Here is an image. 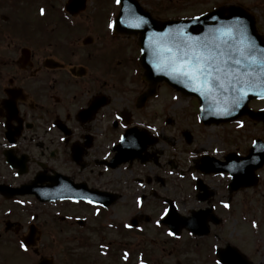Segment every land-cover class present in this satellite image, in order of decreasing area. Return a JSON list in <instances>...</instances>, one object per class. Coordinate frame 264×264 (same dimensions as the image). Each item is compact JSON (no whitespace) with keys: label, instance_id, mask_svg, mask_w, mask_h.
<instances>
[{"label":"flooded vegetation","instance_id":"obj_1","mask_svg":"<svg viewBox=\"0 0 264 264\" xmlns=\"http://www.w3.org/2000/svg\"><path fill=\"white\" fill-rule=\"evenodd\" d=\"M100 38L103 42L102 35ZM121 39L126 44L120 45L123 42L114 40L117 42L108 46L106 58V50L95 44L99 40L97 36V40L90 39L91 48L80 46L63 51L50 40L40 45L41 50L34 47L25 51L22 57L10 56L7 61L0 60V185L19 187L33 184L43 188L75 189L73 194L80 197L88 195V192L92 195L117 194V201L104 208L82 198L43 203L33 195L6 199L0 193V201L7 203V213L0 216V237L16 238L12 241L14 245L31 226L36 229L34 237L41 238L50 233L45 218L39 221L26 216V198L36 206L53 203L63 206L59 217H49L56 225L61 222L54 231L55 235L60 236V233L77 226L81 234L110 230L119 238H139L150 234L157 237L167 235V228L161 222L157 226L156 221L162 220L161 212L168 207L167 200L175 198V189L185 196L195 195L192 188L176 186L171 178L169 181L166 178L175 166L174 130L170 131L168 124L163 123L161 134L152 133L150 136L151 123L145 124L147 120L141 115H149L155 120L156 115L150 109L153 106L146 103L144 108L135 107V99L143 90L138 68L133 66L137 54L135 40ZM129 39L131 43H128ZM45 47L50 48L49 55L43 52ZM14 63L17 70H11ZM125 67L130 76L128 86L124 82ZM5 127L9 136L5 134ZM143 130H148L150 137L139 157L129 161L132 145ZM228 136L230 142L234 140L231 132ZM218 143L223 145L222 140ZM246 146L236 149L233 144L232 149L244 152ZM232 149L230 146L226 149L215 146L210 151H215L221 158ZM4 153H9L16 164L23 163V167H9ZM216 180L213 176L204 178L209 190L201 204L209 202L217 221L208 222L207 235L194 236L186 229L181 231L185 242L192 245L188 253H194L197 258L202 256L205 264H215L219 260L215 253L217 248L235 246L231 238L226 240L220 234L227 223L238 219L239 207L235 206L234 196L254 192L249 188L229 193L224 185L227 183H221L227 179L220 177ZM138 197L141 200L139 208L136 206ZM193 198L195 200L196 196ZM85 207L98 214L100 220L96 225L91 212L90 217L78 218V213H83ZM20 212L25 214L20 216ZM64 238H73V235L66 234ZM171 238L174 237L168 236V244L173 243ZM202 242L205 243V253L199 250ZM108 244L111 245L110 242ZM149 256L147 252V261ZM262 257L264 260V253ZM154 259L152 257V261L142 264H156ZM248 260L250 264L254 261L251 251ZM258 264H264V261H258Z\"/></svg>","mask_w":264,"mask_h":264},{"label":"rangeland","instance_id":"obj_2","mask_svg":"<svg viewBox=\"0 0 264 264\" xmlns=\"http://www.w3.org/2000/svg\"><path fill=\"white\" fill-rule=\"evenodd\" d=\"M16 2L18 5L15 7L13 2ZM37 1V2H36ZM66 0H0V59L5 58L7 56H16L23 53V48H26V36L22 33V30L18 31L14 29V26H10V23L14 20V22L17 23L19 26L24 20V11L20 10L19 7H27L25 8V20L27 22V26L29 29L34 28V24L37 20H35L34 15L35 10L38 8V6H44L47 8V5L49 8L52 7H59L63 6ZM97 0H86V6L89 8L94 7L96 5ZM223 0H202L201 5L204 7L194 6L192 0H142L143 3H145L147 8L149 10H154L157 15L160 17H165L171 15V17H177L181 16L182 14H187L188 12H198L200 10H203L206 7L211 6L212 4H216L218 2H221ZM231 1L233 3H239L242 4L245 7H250L254 9V11L257 13L259 20H257V23L261 29L262 32H264V0H226ZM33 2V4H32ZM111 0H109V3ZM111 5V3H110ZM89 8V9H90ZM82 11L78 14L77 19L80 21V23L76 22L79 26V30L76 34L71 35L72 39L73 37H83L84 35L89 33V29L86 27V24L88 23V20H85L88 18V14L90 10ZM53 10V9H52ZM50 13L46 14L45 19L48 20V16ZM100 15V13H98ZM75 18V17H74ZM100 18V16H99ZM20 27H24L23 24L20 25ZM66 27L61 26L60 27V33H65ZM68 30L74 31L71 28H68ZM34 32V31H33ZM55 33V29H54ZM68 37V36H64ZM31 38H35V33L31 35ZM52 38V37H51ZM60 39L62 41H58L57 39ZM63 37L59 35H55V38L53 40L56 43H66L67 39L64 40ZM118 38H123L121 36H118ZM37 40H40V43L43 42L44 33L42 30H37L36 38ZM70 39V38H68ZM131 39L128 40V43H131ZM69 41V40H68ZM41 50V48H40ZM43 52L46 53V49H43ZM25 53V52H24ZM40 53H42L40 51ZM129 75V72L125 73V76ZM129 82V81H128ZM175 97V99H174ZM180 102L182 103L180 107L173 108L170 113V117L172 119V125L168 128L175 127H183L184 130L188 129L193 134V137L195 138V142L197 145H201L199 149H210L212 147L218 146L219 148H222L223 145L219 144L218 141L215 139L216 136L214 135L215 130H222V127H216L213 130H208V136H205V130L203 127H200L199 124L195 122L194 114L195 110L193 109V112L191 110V102L193 100L189 98H181L180 96L177 97L175 93L169 92L165 90L164 88L159 90V97L155 101L157 103V111H161L163 109H170L173 107V102ZM194 104V101H193ZM251 105L253 107H262L264 106V102H257L253 101L251 102ZM189 106V110H188ZM181 109H187L184 111H181ZM155 113V111H153ZM188 112V113H187ZM141 118L147 120V121H154L149 115H141ZM160 121V119H159ZM157 121V123L159 122ZM180 129V128H179ZM227 129L231 134L234 136V140H232L228 145L232 149V145L234 144L236 146V149H243L248 143L247 140L251 135H255L258 132V128L254 127L253 129L250 128V131L248 129L244 130V133L241 129L234 130L232 126H228ZM226 131V130H225ZM248 131V132H247ZM175 133V132H174ZM225 139L229 140L228 134H224ZM180 143H184L183 140H181ZM184 148L183 144H176V146L173 148L174 152L179 153L183 157L186 156L185 152L182 151ZM233 150V149H232ZM1 160V158H0ZM263 174V181L259 185V188L257 191L250 193V192H242L234 196L235 206L239 209H241L242 205H247V210L249 211L250 215L252 216H264V172ZM176 193H180L176 190ZM246 202V203H243ZM184 203V204H183ZM181 202L180 210L181 212L185 213L188 212L191 208L197 207L196 202ZM6 208L4 205L0 208V216L6 214L5 211H2ZM51 209V208H50ZM57 208H52V211L56 210ZM36 211V210H35ZM127 211V210H125ZM41 212L43 215L38 217L37 220L44 221L42 219L45 218L46 223L48 226H50L48 229L50 230V233L47 235L42 236L38 239V247L39 251L38 254L41 256L42 254H45L48 257H52L54 259L53 262L55 264H73V262L76 260L79 264L87 263V264H134V257L135 254L132 257V260L129 262H123L120 257L117 259L119 252L118 248L116 247L117 244L119 246L124 245L125 242H129L130 244H133V247L131 249L136 252L138 249H141L142 247L146 246L147 249L151 250L150 252V258L152 260V257L155 258L158 262V264L164 263L166 261L168 262H177V264H205L202 261V256L196 257L194 253H188L184 252V250H181L177 252V245H175L176 242H173L172 244H168L164 237H157L153 234H150L148 236H143L136 238L133 237H125V238H119L113 231L110 230H104L101 233H88V234H81L77 231V226L75 228L67 231L66 233H60V236L58 234L55 235V229L59 227L56 224L52 223V221L49 219L51 216L48 215V211L44 208H41ZM80 214H84L85 217H90V211L85 208L84 212H79ZM21 214H25L24 212H20ZM5 216V215H4ZM23 217V216H22ZM95 225L97 224L98 219L97 217H94ZM61 223V222H60ZM59 224V222L57 223ZM229 224V223H228ZM227 227L222 231L223 233L220 234L224 239L234 240L239 245L244 246V248H247L246 246L250 247L252 245V238L253 236H250L246 234L244 231H242L240 228L238 230H235L231 236V228L236 225L237 223L233 222L232 225H228ZM66 234L73 235V238L65 239L64 236ZM242 234V235H241ZM97 235H103L100 236ZM81 237H83L85 240L88 241L89 244L81 245ZM155 238V239H153ZM139 239V240H138ZM152 239V240H151ZM13 240H16V238L13 237H0V251L4 253L3 261H7V264H22L23 261H21L22 256L16 255L17 260H15L11 256V253L13 249L16 253L18 251L16 250L17 247L12 243ZM254 240L255 243L253 246L261 247L260 249V257L262 256V252H264V225L259 230V235L257 233L254 234ZM183 241V240H182ZM177 242L181 246V242ZM259 241V242H258ZM105 242V243H104ZM110 242V250L116 252L114 256L110 254H105L104 250H100L98 245L100 244H107ZM150 242H153L150 244ZM52 244L53 249L52 252L47 251L48 244ZM179 246V245H178ZM10 248V249H9ZM45 248V249H43ZM65 248L73 255L75 258L68 263L67 261V252L65 251ZM55 249V252H53ZM191 248H188L189 251ZM199 250L201 253L206 252L205 243L202 242L199 244ZM10 255V256H9ZM1 256H0V262H1ZM37 259V256L33 255H26V262L30 263ZM154 259V260H155ZM155 260V263L157 264ZM262 262L264 261L261 257Z\"/></svg>","mask_w":264,"mask_h":264},{"label":"snow or ice","instance_id":"obj_3","mask_svg":"<svg viewBox=\"0 0 264 264\" xmlns=\"http://www.w3.org/2000/svg\"><path fill=\"white\" fill-rule=\"evenodd\" d=\"M115 3L120 4L121 0H115ZM43 14L44 10L41 9ZM192 19L198 21L199 17ZM212 19L216 20V17ZM108 28H113L111 22ZM162 35L167 38L166 46H161L159 36L146 45L153 49L154 69L157 72L166 71L173 79H182L188 85H193L192 91L204 97L214 93L232 94L233 106L239 107V101L247 94V89L253 86L264 87V49L258 51L246 39L245 29L238 20L209 28L204 38L187 34L183 26ZM238 126H241L240 122ZM136 206H141L139 197ZM224 206L228 207L227 204ZM168 214L169 209L164 208L161 219ZM160 222L156 221L157 226ZM253 227H256L255 223ZM167 235L175 237L176 233L169 230ZM20 247L27 251L24 244ZM215 264H221V261L216 260Z\"/></svg>","mask_w":264,"mask_h":264},{"label":"water","instance_id":"obj_4","mask_svg":"<svg viewBox=\"0 0 264 264\" xmlns=\"http://www.w3.org/2000/svg\"><path fill=\"white\" fill-rule=\"evenodd\" d=\"M78 7H81V4L77 5ZM68 9L71 12H75L78 7H76L73 2H70L67 4ZM230 10H227L226 13L224 12H215L214 15H216L217 18H219V21H227L231 16L239 15L241 17H244L246 14L239 10L236 9L235 7H230ZM145 13V12H144ZM213 15V14H211ZM225 15V16H223ZM123 15L120 13L118 16L119 19L116 21V26L118 30L122 32H128V33H133V34H138L139 36V45L141 47V57H140V62L142 63V66L145 70L144 72V78L147 79L148 81H166L167 83H170L172 86L177 87L178 89L183 90L180 85H183L184 80L182 79H173L166 71L165 72H159L160 74L155 75L153 73L154 67H153V60L151 59V56L153 55V49L151 47H146V45L149 44L150 40H153L157 36L161 37V46H166L167 44V38L163 37L162 34L166 32H170L178 27L183 26L185 29V32L189 35L197 37V33H199L202 28L205 27H211L214 25L216 20H213L212 18L208 16H203L200 20L197 22H189V21H149L148 24L143 23L141 27L135 28L134 26L128 29H120V22H121V17ZM225 24H231V21H227ZM243 27L245 29V34H247L252 40H260V37L256 34L254 27H253V22L249 24H245L243 22ZM208 35V32L203 34L201 38H204L205 36ZM199 37V36H198ZM174 81V82H173ZM178 83V84H177Z\"/></svg>","mask_w":264,"mask_h":264}]
</instances>
